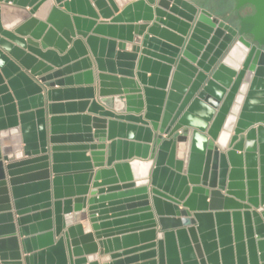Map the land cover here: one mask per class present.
<instances>
[{
  "label": "water",
  "instance_id": "obj_1",
  "mask_svg": "<svg viewBox=\"0 0 264 264\" xmlns=\"http://www.w3.org/2000/svg\"><path fill=\"white\" fill-rule=\"evenodd\" d=\"M130 1L0 0V264H264V0Z\"/></svg>",
  "mask_w": 264,
  "mask_h": 264
},
{
  "label": "crops",
  "instance_id": "obj_2",
  "mask_svg": "<svg viewBox=\"0 0 264 264\" xmlns=\"http://www.w3.org/2000/svg\"><path fill=\"white\" fill-rule=\"evenodd\" d=\"M134 1V0H132ZM130 1V2H132ZM129 3V2H127ZM92 7L94 8V10L96 11L97 13V9L94 7V5L91 3ZM26 10H28L29 8L26 7L25 8ZM121 10V9H120ZM116 15L115 13H113V16ZM110 19H105L103 20L102 17H100V15L98 14V19H97V22H100V21H106L108 22ZM143 21H139L137 22L136 24H140L142 23ZM95 35H98L100 37H107V38H110V37H114L112 34H109L108 32H104L102 34H95ZM70 47V46H69ZM86 47V45H85ZM38 49L40 51H44L43 49H41V47L38 46ZM50 49H53L54 48H50ZM55 51V50H54ZM76 53V52H75ZM55 54L59 57H61L63 54H59L58 51H55ZM69 61L67 63H65L66 65H71V57H69L68 59ZM70 63V64H69ZM65 64H62V65H53L52 66V70L51 72L49 73H53L54 71H58L60 69H62L63 67H65L66 65ZM47 65H51L49 63H47ZM65 65V66H64ZM80 67L78 68H71L69 69V72L68 73H65V74H60V75H52V77L49 79V82H52V83H55L54 86L52 87H46L44 85V83H41V82H38V84L42 87L43 89V95H44V102L45 104H48V103H61V104H67V103H72L74 104V107H68V108H65L64 109V113L63 114H59L58 116H62V117H71V116H75V115H89V116H92L94 115L93 112L89 111V107H90V103L91 101H95L98 105H100L104 110H108V111H111L113 113H117L115 110L111 109V108H108L106 105H104L103 103L100 102L99 100V95H98V79H97V70H96V67L95 65L93 64L91 69L93 71L92 73V82L90 84L87 83V79L85 77H82L80 79H75L74 78V75L75 73H77L76 71H79ZM82 72V71H81ZM40 76H38L37 78H39ZM67 77H70L71 79L69 81H66L65 79ZM36 79V78H34ZM135 82L139 85L138 81L135 79ZM86 86H90L93 88L92 90V93L91 95L93 96V99L90 98L91 95H88V94H85V93H78L76 91L74 92H69L67 93L66 95H63L62 97H60V99L58 100H55L54 102H52V100H49L48 101V98L46 97L45 95V91L46 90H52V89H76L78 87H86ZM108 89H113L111 87H107ZM122 89V88H121ZM123 91V89H122ZM50 115L49 114H46V118H49ZM106 131V130H105ZM122 137H128L129 139L131 140H138L139 137L134 134L133 136H127V135H122ZM104 145H107L109 144V141L108 140H105L104 142ZM106 150V149H104ZM89 154V151L86 153V155ZM105 157V163H106V155L104 156ZM125 161H128V160H125ZM107 165L104 164V168H106ZM98 167H94L93 168V171H97ZM100 181V180H98ZM90 190H91V186H90ZM86 198H89L90 197V194L88 193L86 196ZM86 205V208H87V203H85ZM83 221H89V217L87 216L85 218V220ZM83 223V222H81ZM116 237H121V235H118ZM107 239H111L110 238H105L104 236H101L99 238V240H97L95 238L94 242L97 243L99 241H105ZM141 245V244H140ZM135 247H138V246H134L133 248ZM98 249H100L98 247ZM128 249H131V248H119L117 250L113 249V250H110V251H107L105 252V250H103L102 254H100L99 252L96 253L97 257H98V264H103L102 262L99 261V258L100 257H105V256H109V255H117L114 260H122L125 258V252L128 251ZM142 252H138V254H141ZM27 256V254H23L22 253V257H25ZM114 260H105L104 264H109L110 262L114 261ZM22 264H26L24 260H22Z\"/></svg>",
  "mask_w": 264,
  "mask_h": 264
},
{
  "label": "trees",
  "instance_id": "obj_3",
  "mask_svg": "<svg viewBox=\"0 0 264 264\" xmlns=\"http://www.w3.org/2000/svg\"><path fill=\"white\" fill-rule=\"evenodd\" d=\"M197 6L210 10L214 15L222 17L230 9L231 0H190Z\"/></svg>",
  "mask_w": 264,
  "mask_h": 264
},
{
  "label": "flooded vegetation",
  "instance_id": "obj_4",
  "mask_svg": "<svg viewBox=\"0 0 264 264\" xmlns=\"http://www.w3.org/2000/svg\"><path fill=\"white\" fill-rule=\"evenodd\" d=\"M230 3L231 4H230L229 11L227 13H225L222 17H219V18L224 20L225 22H227L229 25L234 26L236 23V20H237V12L233 9V5H234L233 0H231ZM251 12H252V9L250 7H245V8L238 11V13L241 15L248 14Z\"/></svg>",
  "mask_w": 264,
  "mask_h": 264
}]
</instances>
